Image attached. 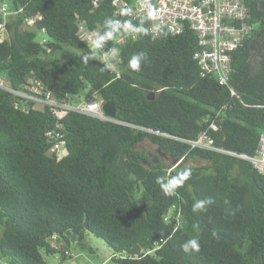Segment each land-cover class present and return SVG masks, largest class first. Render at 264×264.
I'll return each instance as SVG.
<instances>
[{
	"label": "trees",
	"instance_id": "16d2710c",
	"mask_svg": "<svg viewBox=\"0 0 264 264\" xmlns=\"http://www.w3.org/2000/svg\"><path fill=\"white\" fill-rule=\"evenodd\" d=\"M94 1L0 0L12 3V12L0 14L8 32L0 38V75L16 88L35 76L73 101L91 88L115 104L121 121L49 105L23 110L0 87V264L72 258L74 235L82 241L90 233L106 241L115 264H264V173L179 139L197 137L215 120L217 146L255 154L264 133V0H247L254 29L233 53L237 96L201 75L192 28L154 35L151 17L133 21L113 0ZM81 25L117 40L119 77ZM137 53L145 59L134 70L129 60ZM145 140L163 156L139 150ZM56 143L64 146L60 156L50 153ZM193 159L204 163L188 164ZM185 170L190 177L165 195L158 180ZM191 239L199 251H184ZM157 240L161 247L147 253Z\"/></svg>",
	"mask_w": 264,
	"mask_h": 264
},
{
	"label": "built area",
	"instance_id": "2783aa9c",
	"mask_svg": "<svg viewBox=\"0 0 264 264\" xmlns=\"http://www.w3.org/2000/svg\"><path fill=\"white\" fill-rule=\"evenodd\" d=\"M101 0H95L94 4L99 5ZM117 6V13L124 11L127 16L138 21L142 18L151 17L149 25L150 33L154 35L170 34L177 35L186 27L192 28L198 37L199 47L194 53L202 76L216 78L220 84L226 86L232 96L238 95L232 79L233 74V53L249 39L253 34L254 25L249 22L250 8L247 0H113ZM0 11L4 14L12 12L7 3L0 5ZM40 18H42L40 16ZM29 25L36 21L33 17L26 19ZM44 30V28H43ZM82 32L86 35L92 47L98 51L102 60L107 63L110 69L119 77L121 68L117 56V40L113 37L103 41L100 47H95V41L101 35L98 30H90L81 25ZM129 30V28H127ZM133 34H136L132 30ZM0 87L6 89L13 95L16 108L28 110L30 107L52 106L57 109H64L80 112L99 118L120 123L116 117L107 116L103 110V102L96 99V92L88 95L83 100L73 101L69 96L57 98L54 93L37 77L25 83L22 87L16 88L10 85L6 77L0 75ZM218 124L215 120L210 122L207 129L202 130L197 137L192 139L179 138L190 145L191 148H201L218 151L230 155L239 156L252 163L261 173H264V133L261 134L255 154L237 153L219 147L211 135V130H217ZM156 134L167 135L166 133L147 129ZM50 138L58 141L53 130L47 132ZM64 149L63 144L56 143L50 148V153H57L59 156ZM56 237V234L54 235ZM161 247V242H155V247L147 250V253L154 252ZM120 257V253L115 255Z\"/></svg>",
	"mask_w": 264,
	"mask_h": 264
},
{
	"label": "rangeland",
	"instance_id": "374dc122",
	"mask_svg": "<svg viewBox=\"0 0 264 264\" xmlns=\"http://www.w3.org/2000/svg\"><path fill=\"white\" fill-rule=\"evenodd\" d=\"M10 6L12 3H8ZM2 16L5 14L0 12ZM9 17V16H7ZM8 35L7 30L3 26L0 29V38L3 39ZM43 35V34H41ZM117 47V45L115 46ZM66 50H70L75 54L83 55L82 51H77L75 49L65 47ZM102 59V58H101ZM93 90L91 88L85 89L81 95L79 96V100L85 99L88 95L93 94ZM96 99L100 101L98 94L95 95ZM38 107L42 108V104H38ZM139 150H144L146 154L150 156L151 159H156L155 155L163 156V154L158 150V146L153 144L149 140H145L137 145ZM63 152V151H62ZM166 163L169 162V159L165 160ZM204 162L197 161L195 159L189 160L188 164L190 165H200ZM72 250L73 257L61 260L60 253L55 256L50 255L47 256L48 264H115L114 260L111 258L112 249L108 246L106 241L96 235L90 233L87 234L86 237L80 241L77 238L72 240ZM6 264V262H4Z\"/></svg>",
	"mask_w": 264,
	"mask_h": 264
},
{
	"label": "clouds",
	"instance_id": "9594fccd",
	"mask_svg": "<svg viewBox=\"0 0 264 264\" xmlns=\"http://www.w3.org/2000/svg\"><path fill=\"white\" fill-rule=\"evenodd\" d=\"M111 34L105 36V37H98L95 41V47H100L103 43V41L107 38H110ZM145 59L144 53H137L131 57L129 60V67L134 70H139L141 67L142 60ZM191 175L190 170H185L182 173H179L177 177H173L172 179L168 180L167 183L162 182V180H158V183L161 184V189L164 192L165 195H173L174 189L181 185L183 181L187 180ZM204 201L197 202L193 206V210L202 209L204 207ZM208 203H211V200L208 201ZM199 243L196 239H191L187 243L183 245V249L185 252H188L190 249L199 251Z\"/></svg>",
	"mask_w": 264,
	"mask_h": 264
},
{
	"label": "water",
	"instance_id": "95a60500",
	"mask_svg": "<svg viewBox=\"0 0 264 264\" xmlns=\"http://www.w3.org/2000/svg\"><path fill=\"white\" fill-rule=\"evenodd\" d=\"M7 81L10 85H12L11 76L7 77ZM103 110L107 116H110L112 118H115L117 116V107L112 101H106L105 103H103ZM76 238L77 236L74 235L73 239ZM6 264L8 263L6 262Z\"/></svg>",
	"mask_w": 264,
	"mask_h": 264
}]
</instances>
